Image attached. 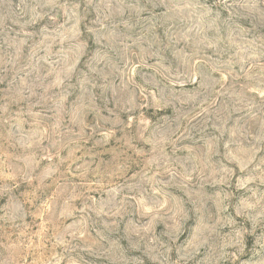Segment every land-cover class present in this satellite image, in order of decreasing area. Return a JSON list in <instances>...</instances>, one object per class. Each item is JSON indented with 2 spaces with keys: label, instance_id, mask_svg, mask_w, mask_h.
<instances>
[{
  "label": "rangeland",
  "instance_id": "1",
  "mask_svg": "<svg viewBox=\"0 0 264 264\" xmlns=\"http://www.w3.org/2000/svg\"><path fill=\"white\" fill-rule=\"evenodd\" d=\"M0 264H264V0H0Z\"/></svg>",
  "mask_w": 264,
  "mask_h": 264
}]
</instances>
